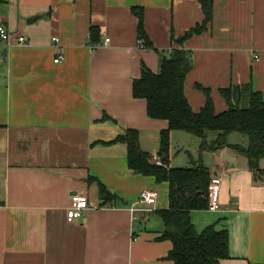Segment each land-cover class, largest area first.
I'll use <instances>...</instances> for the list:
<instances>
[{
  "label": "crops",
  "instance_id": "0c3cea01",
  "mask_svg": "<svg viewBox=\"0 0 264 264\" xmlns=\"http://www.w3.org/2000/svg\"><path fill=\"white\" fill-rule=\"evenodd\" d=\"M132 7L143 8L156 50L138 45ZM202 19L198 0H0V24L11 34L0 59V264H173L171 241L156 239L164 225L154 214L168 207L167 183L134 172L126 144L109 142L135 129L140 148L158 156L168 122L147 116L132 80L141 63L157 72L176 46L171 34ZM92 26L100 35L94 48ZM19 35L26 43L18 44ZM184 47L192 60L184 93L193 111L206 101L197 84L209 89L216 113L228 107L221 88L250 83L264 97V0H214L206 31ZM202 141L171 132L169 167L201 164L220 178L219 208L192 210L193 225L227 229L228 258L220 264H264V158L261 172L248 167L231 147L246 146L242 134H227L228 145L215 151L202 149ZM98 182L117 196L113 204L100 205ZM144 189L157 191L152 210L138 204L131 211ZM75 193L99 207L70 222Z\"/></svg>",
  "mask_w": 264,
  "mask_h": 264
},
{
  "label": "trees",
  "instance_id": "16d2710c",
  "mask_svg": "<svg viewBox=\"0 0 264 264\" xmlns=\"http://www.w3.org/2000/svg\"><path fill=\"white\" fill-rule=\"evenodd\" d=\"M203 19L183 34H171L173 46L160 59L159 69L153 72L141 63L140 74L132 80V96L146 102V113L152 119H165L168 127L159 133L158 156L167 160L156 164L152 155L143 151L138 142V131L127 129L109 143L122 142L127 148L128 167L134 172L153 176L157 182L168 185V207L154 210L163 222L164 229L157 240H170L172 247L167 258L173 264H220L228 258V231L217 229L210 224L197 231L190 212L207 209L208 188L211 173L203 165L193 167H169L168 157L171 146V132L184 131L203 139L200 147L212 151L228 145L226 135L238 132L247 138L246 146L234 144L231 147L242 152L248 160V167L261 172L259 161L264 158V97L250 83L230 85L221 88L220 94L227 103V109L216 113L208 88L196 85L206 95L205 105L199 111H193L184 93V83L192 68L191 55L184 42L194 35L206 31L213 18V1L198 0ZM137 19V37L142 47L153 48L145 28L144 10L132 7ZM89 44L92 48L100 44L99 28L92 26L89 32ZM103 118L108 116L103 114ZM215 132V140L207 144L205 137ZM94 180L93 177L88 179ZM100 205L113 204L117 196L98 182ZM259 264V263H247Z\"/></svg>",
  "mask_w": 264,
  "mask_h": 264
},
{
  "label": "built area",
  "instance_id": "2783aa9c",
  "mask_svg": "<svg viewBox=\"0 0 264 264\" xmlns=\"http://www.w3.org/2000/svg\"><path fill=\"white\" fill-rule=\"evenodd\" d=\"M18 44H24L26 43V37L24 35H19L17 37ZM55 41H57V37L53 38ZM108 39H105V42H107ZM138 45L142 47L141 40L138 39ZM11 46V34L10 31L2 24H0V48H2V51L0 50V59L3 56L4 50L6 51L8 47ZM256 57V56H255ZM62 60V57H57L54 61L59 62ZM153 161L156 164H161L162 161L160 160L159 156H153ZM220 184V178L218 176H214L211 178L209 188H208V203L207 207L209 210L214 211L219 208V202H218V187ZM157 191L152 189H144L139 193V196L136 200V202L132 203L130 206L131 211L137 210V205H145V211H151L152 209L150 206L154 205L157 198ZM99 205L96 204L94 201L90 200L88 196L85 193H75L72 194L70 197V204L66 209V219L68 221H75L77 219L82 218L85 211L88 210H94L98 208Z\"/></svg>",
  "mask_w": 264,
  "mask_h": 264
},
{
  "label": "rangeland",
  "instance_id": "374dc122",
  "mask_svg": "<svg viewBox=\"0 0 264 264\" xmlns=\"http://www.w3.org/2000/svg\"><path fill=\"white\" fill-rule=\"evenodd\" d=\"M210 133H215V132H210ZM234 134H240V133H238V132H234ZM179 146L178 147H180L181 148V151H183L184 149H186V148H184L183 146H182V144H178ZM183 155H179L178 157H180V158H184V157H182ZM186 158V157H185ZM188 158V157H187ZM189 159V158H188ZM185 163V162H184ZM184 165H187V166H189L190 165V163L189 162H186ZM90 199H92L91 197H90ZM152 217H155L154 215H152Z\"/></svg>",
  "mask_w": 264,
  "mask_h": 264
},
{
  "label": "water",
  "instance_id": "95a60500",
  "mask_svg": "<svg viewBox=\"0 0 264 264\" xmlns=\"http://www.w3.org/2000/svg\"><path fill=\"white\" fill-rule=\"evenodd\" d=\"M161 161H162V162H165V161H166V157L163 156V157L161 158Z\"/></svg>",
  "mask_w": 264,
  "mask_h": 264
}]
</instances>
